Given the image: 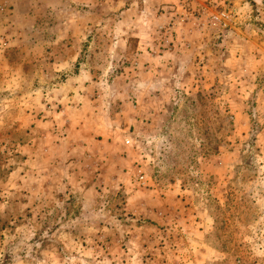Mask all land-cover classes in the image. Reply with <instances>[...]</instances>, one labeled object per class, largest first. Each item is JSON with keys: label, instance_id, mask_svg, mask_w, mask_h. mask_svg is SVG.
<instances>
[{"label": "rangeland", "instance_id": "374dc122", "mask_svg": "<svg viewBox=\"0 0 264 264\" xmlns=\"http://www.w3.org/2000/svg\"><path fill=\"white\" fill-rule=\"evenodd\" d=\"M0 264H264V0H0Z\"/></svg>", "mask_w": 264, "mask_h": 264}]
</instances>
